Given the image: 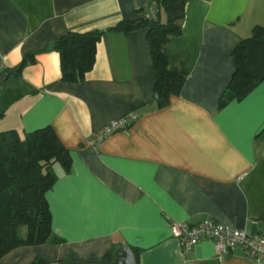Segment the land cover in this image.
I'll return each instance as SVG.
<instances>
[{
  "label": "crops",
  "instance_id": "crops-1",
  "mask_svg": "<svg viewBox=\"0 0 264 264\" xmlns=\"http://www.w3.org/2000/svg\"><path fill=\"white\" fill-rule=\"evenodd\" d=\"M156 1L0 0L3 63L35 57L0 84V132L50 126L73 161L70 173L54 166L46 195L53 235L65 242L18 247L0 264H114L123 246L139 250L138 264H255L239 250L220 256L211 241L185 254L170 224L210 217L249 233L264 227V82L219 109L233 50L264 26V0L186 3L182 34L166 48L169 71L186 82L163 109L146 28L105 34L85 81H62L58 39L144 19ZM133 112L128 130L92 142Z\"/></svg>",
  "mask_w": 264,
  "mask_h": 264
},
{
  "label": "trees",
  "instance_id": "trees-1",
  "mask_svg": "<svg viewBox=\"0 0 264 264\" xmlns=\"http://www.w3.org/2000/svg\"><path fill=\"white\" fill-rule=\"evenodd\" d=\"M188 1L157 0L155 4L159 12L155 18L124 20L108 31L68 32L54 45L61 58L62 81H85L95 66L97 45L105 34L146 28L157 77L155 99L159 98L156 100L158 109L167 107L169 98L181 94L186 82L182 75L169 71L166 48L173 37L182 34ZM232 56L235 71L220 99L219 109L231 101L243 100L264 82V26H255L251 37L243 39L233 50ZM34 61L33 55L26 57L17 68L7 69L4 73H20ZM72 163L70 150L50 126L24 137L16 130L0 132V259L18 247L47 243L61 245L65 242L53 235L52 215L46 195L58 180L54 166L60 164L66 173H70ZM23 228L27 231L25 237L21 235ZM134 253L138 264L139 250H134ZM32 264L47 262L36 259Z\"/></svg>",
  "mask_w": 264,
  "mask_h": 264
},
{
  "label": "built area",
  "instance_id": "built-area-1",
  "mask_svg": "<svg viewBox=\"0 0 264 264\" xmlns=\"http://www.w3.org/2000/svg\"><path fill=\"white\" fill-rule=\"evenodd\" d=\"M158 12L159 9L155 4L145 15V18L153 19ZM6 70L7 67L0 58V77ZM137 119L138 115L133 112L119 121L110 123L93 136L92 142L96 144L119 131L128 130ZM170 231L172 237L180 242L185 254H189L201 242L211 241L215 244L220 256L224 257L239 250L244 258L255 264H264V227L262 231L249 233L233 225L207 217L196 224L172 222Z\"/></svg>",
  "mask_w": 264,
  "mask_h": 264
},
{
  "label": "water",
  "instance_id": "water-1",
  "mask_svg": "<svg viewBox=\"0 0 264 264\" xmlns=\"http://www.w3.org/2000/svg\"><path fill=\"white\" fill-rule=\"evenodd\" d=\"M8 79V74H3L0 77V81L4 82ZM156 100L158 101L159 98L156 97ZM114 264H136L134 254L130 247L123 246L120 249H117V251L114 254Z\"/></svg>",
  "mask_w": 264,
  "mask_h": 264
},
{
  "label": "rangeland",
  "instance_id": "rangeland-1",
  "mask_svg": "<svg viewBox=\"0 0 264 264\" xmlns=\"http://www.w3.org/2000/svg\"><path fill=\"white\" fill-rule=\"evenodd\" d=\"M26 228H23V229H21V235L23 236V237H25V235H26Z\"/></svg>",
  "mask_w": 264,
  "mask_h": 264
}]
</instances>
